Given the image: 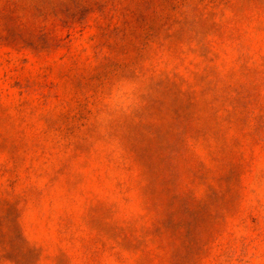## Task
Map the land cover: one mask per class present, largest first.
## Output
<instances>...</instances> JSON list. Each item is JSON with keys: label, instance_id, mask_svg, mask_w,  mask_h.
<instances>
[{"label": "rangeland", "instance_id": "obj_1", "mask_svg": "<svg viewBox=\"0 0 264 264\" xmlns=\"http://www.w3.org/2000/svg\"><path fill=\"white\" fill-rule=\"evenodd\" d=\"M0 264H264V0H0Z\"/></svg>", "mask_w": 264, "mask_h": 264}]
</instances>
